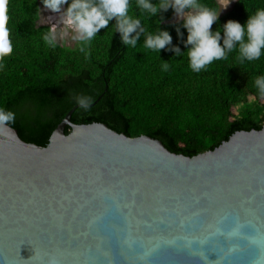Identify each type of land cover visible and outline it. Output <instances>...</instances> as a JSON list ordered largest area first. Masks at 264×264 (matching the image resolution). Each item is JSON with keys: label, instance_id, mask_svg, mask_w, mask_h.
<instances>
[{"label": "water", "instance_id": "95a60500", "mask_svg": "<svg viewBox=\"0 0 264 264\" xmlns=\"http://www.w3.org/2000/svg\"><path fill=\"white\" fill-rule=\"evenodd\" d=\"M75 106L0 131V264H264V120L190 150Z\"/></svg>", "mask_w": 264, "mask_h": 264}, {"label": "trees", "instance_id": "16d2710c", "mask_svg": "<svg viewBox=\"0 0 264 264\" xmlns=\"http://www.w3.org/2000/svg\"><path fill=\"white\" fill-rule=\"evenodd\" d=\"M228 1L230 7L211 28L220 30L222 38L228 20L245 25L249 16L264 9V0ZM150 2L155 5L159 0ZM198 2L217 11L216 0ZM41 7L42 0H9L8 4L13 51L0 61L4 65L0 108L15 114L9 126L21 140L44 145L74 105L69 115L72 123L95 118L190 150L264 120V96L254 84L255 78L264 76V50L259 59L241 62L237 46L226 59L195 72L187 56V29L183 19L172 21L174 9L152 16L141 13L137 0H130L129 14L141 19L145 28L137 45L122 43L113 20L87 46L86 57L79 41L72 46L56 42L55 48L45 44L42 37L50 26L37 23ZM159 31L171 35V44L160 51L146 48V34ZM165 62L167 71L162 67ZM80 95L91 98L89 108L79 107L76 97ZM67 131L65 126L63 132Z\"/></svg>", "mask_w": 264, "mask_h": 264}, {"label": "clouds", "instance_id": "9594fccd", "mask_svg": "<svg viewBox=\"0 0 264 264\" xmlns=\"http://www.w3.org/2000/svg\"><path fill=\"white\" fill-rule=\"evenodd\" d=\"M42 3L46 10L53 13H60L61 6L68 5L63 12L62 22L73 30L74 39L81 42L80 51L85 52L86 57L90 55V52L86 51L87 46L101 29L108 27L110 21H115L116 31L126 46L135 47L141 34H145L141 19L129 14L130 0H71V3H68V0H42ZM8 4L9 0H0V61L13 51L8 27ZM227 6L228 4L225 8ZM137 7L141 13L147 12L152 16L170 7L178 16L186 9L191 10L183 17V27L187 29L185 43L188 46L189 66L195 72L205 69L214 60L226 59L227 54L237 46L241 62L259 59L264 50V9H259L249 16L245 25L228 20L223 25L222 38L220 30L211 31L213 23L217 20V13L198 0H159L155 5L150 0H137ZM42 38L47 46L56 47L55 28L50 29ZM171 42L172 37L167 31H159L158 34H146L144 43L146 48L160 51ZM171 50L180 51L178 48ZM3 67L0 63V68ZM162 67L164 71L169 69L166 62ZM254 84L259 94L264 96V76L255 78ZM76 102L79 107L87 109L92 100L88 96L80 95L76 97ZM14 122L15 114L0 108V131H4L6 125Z\"/></svg>", "mask_w": 264, "mask_h": 264}, {"label": "rangeland", "instance_id": "374dc122", "mask_svg": "<svg viewBox=\"0 0 264 264\" xmlns=\"http://www.w3.org/2000/svg\"><path fill=\"white\" fill-rule=\"evenodd\" d=\"M217 2V15L224 13L231 5L232 1L228 0H216ZM228 6L225 8V5ZM191 10L184 11V13L178 16L175 11L172 13V21H177L183 19ZM63 11L60 13H53L49 10H46L44 7H41L39 10V20L38 24H48L50 29L55 28L57 43L65 46H72L77 40L74 39L75 33L69 27H66L63 22Z\"/></svg>", "mask_w": 264, "mask_h": 264}]
</instances>
